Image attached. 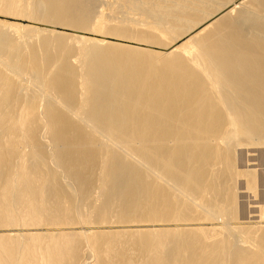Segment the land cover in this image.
<instances>
[{
  "label": "bare ground",
  "instance_id": "bare-ground-1",
  "mask_svg": "<svg viewBox=\"0 0 264 264\" xmlns=\"http://www.w3.org/2000/svg\"><path fill=\"white\" fill-rule=\"evenodd\" d=\"M131 1L147 28L107 34L191 36L0 27V264H264V225L233 226L256 183L235 152L264 144V0ZM96 3L0 9L86 30Z\"/></svg>",
  "mask_w": 264,
  "mask_h": 264
},
{
  "label": "rangeland",
  "instance_id": "rangeland-1",
  "mask_svg": "<svg viewBox=\"0 0 264 264\" xmlns=\"http://www.w3.org/2000/svg\"><path fill=\"white\" fill-rule=\"evenodd\" d=\"M129 1L131 3L128 1L126 3L125 0H97L96 6H95V11L97 13L94 11L95 13L93 16V21H94L93 24L95 25V29L89 28L86 30H76L72 26L46 24V23H43L42 21L34 20L31 18L29 19V17L23 14H18L19 12L12 13V12H9L3 9H0V27L8 31H14V32L16 29L22 35L23 34L25 35L26 33H28L30 28L42 29V30H47V31H52V30L62 31L68 35H75V36L85 35V36L94 37L100 40H104L105 43L116 42V43H122V44H129V45H134L138 47L151 48L154 51H159L162 53L167 52V51L169 52L173 48L177 46H181L191 36V33L188 32L187 33L188 36L187 35L180 36L175 41H173L172 39H169L168 44L167 43L148 44L146 42L135 41V39L130 40V39H126L123 37L107 34L105 32V27L115 28V29H118L119 27V29L122 30L130 26L132 29H135V30L137 29V31L145 30L147 28V26L143 24V21H142L143 19L140 18V13H139L140 10L138 9V6L135 5L133 1L131 0ZM122 2H124L125 4ZM117 4L118 5L122 4L124 6H121L120 8H116ZM114 9L116 10L113 11ZM135 9H138L139 11L138 10L135 11ZM226 9L224 10L226 11ZM221 13L223 12H218L216 17L214 18L212 17V19L206 20V22L202 23L201 25L199 24L198 25L199 27L197 26L194 32H197L200 29H203L204 27L209 25L213 20L221 16ZM131 17H133V19ZM128 18L133 21L135 20L136 23H133V21L129 20ZM96 20H102L101 21L102 23L99 22L98 24L97 23L95 24ZM126 20H128V22ZM124 21L125 23H123ZM146 22L150 23L151 20L147 19L144 23ZM187 28L188 27H177L173 29V32L177 34V32H182L186 30ZM29 34H35V32L34 33L31 32ZM235 159H236L235 160L236 167L239 170L253 171L255 178H256V183H255L254 188H250L244 176H241L238 178L237 192H236L237 193V216L235 220L233 221L234 222L233 226L236 227L238 225H244L248 227H258V226L264 225L262 223L264 222L262 218V212H264V144H254V142H244L243 145H240L237 148L235 152ZM218 220H219L218 221L219 223L216 220V222L215 221L214 223L212 222L213 224H211V222L209 221V222H205L204 225L213 226V225L220 224L221 219H218Z\"/></svg>",
  "mask_w": 264,
  "mask_h": 264
}]
</instances>
